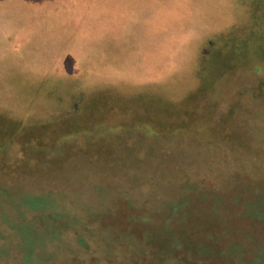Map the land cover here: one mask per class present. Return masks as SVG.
Wrapping results in <instances>:
<instances>
[{"label":"rangeland","instance_id":"obj_1","mask_svg":"<svg viewBox=\"0 0 264 264\" xmlns=\"http://www.w3.org/2000/svg\"><path fill=\"white\" fill-rule=\"evenodd\" d=\"M0 146V264H180L157 246L206 255L205 233L164 228L192 204V227L264 243L214 191L264 178V0H0Z\"/></svg>","mask_w":264,"mask_h":264},{"label":"trees","instance_id":"obj_2","mask_svg":"<svg viewBox=\"0 0 264 264\" xmlns=\"http://www.w3.org/2000/svg\"><path fill=\"white\" fill-rule=\"evenodd\" d=\"M148 122V121H147ZM102 124V129L106 128V123L105 122H101ZM144 125V131L146 134H148V136H151L150 134H156V135H169L171 136L172 133L176 134V130L177 127H171L170 125H161L158 123L155 124H148L145 121H137L136 123V129L140 128ZM93 126H89V127H82L80 129L81 132H85V131H89L90 129H92ZM180 129L182 130V132H184V134H191L193 133V135H195L196 133L201 134L203 136L202 139H206V138H218V140H224L225 142H227V144H229L227 147V149L231 148L232 150L235 151V149L237 147H235L236 145L240 146V147H247L248 149H250V145L248 144L247 141H244L240 138V136L238 134H230L227 135L224 132L220 131V130H214V131H209L207 129L202 130L200 127L192 129V127H182L180 126ZM179 129V130H180ZM178 130V131H179ZM22 131V130H21ZM20 131V132H21ZM65 131H68V129H65ZM177 131V132H178ZM48 134V136H47ZM47 134H43L45 135V137H50L52 134H57V139L55 140L56 142H64V141H69L70 138L73 139L74 136H78V132L74 129H70L68 132L69 136H65L66 134H60L54 131H51V129L49 131H47ZM59 134V135H58ZM85 134V133H84ZM93 135H98V131L95 134V132L92 133ZM41 135V136H43ZM143 136V135H142ZM218 136V137H217ZM14 136L11 135L10 139L13 138ZM39 137V136H38ZM154 137V136H152ZM163 137V136H162ZM165 137V136H164ZM75 138V137H74ZM39 139V138H38ZM233 139H235L233 141ZM74 141H76L75 139H73ZM88 140V138H87ZM9 144L6 143L5 145L7 146ZM5 147V146H4ZM1 148H3L2 146H0V152H1ZM253 150V149H252ZM235 178L237 177L239 179H244L243 184H239L237 181H235L234 184V188L233 187H229V185H225L222 189L221 188H216L214 191H218L220 195H223L224 193L230 194L229 196H231L230 198L233 199V201L236 204H239V202H241V204L237 205L235 208L232 207V211L233 209L235 211H240L247 217H251L254 220H258L259 222H263L264 223V207L262 209H259L258 206L260 205V203L264 202V178L260 179H254V178H241L239 176L236 175L235 173ZM245 181V182H244ZM257 181L258 182V192L254 191L255 189L252 190V188L249 187V183ZM221 187V186H220ZM230 189L229 191H227L226 189ZM232 188V189H231ZM239 190V192H235ZM242 191H244L247 195L246 196H241ZM202 192V191H200ZM221 192V193H220ZM198 194V193H196ZM217 195L215 196V198H213L214 200V212L215 215L218 214L219 212H221L222 207L225 208L226 205V209L225 210H230L231 208V204L229 205L227 200H224V202L221 203V196ZM227 196V197H229ZM258 199V202H256ZM197 201V199H196ZM227 201V202H225ZM234 202H230V203H234ZM194 203V202H193ZM234 203V204H235ZM196 204V202H195ZM195 205L192 204V206H190L189 208H187V210H185V212L183 213V215L179 216L178 218H171V214L165 215V222L164 223V228L165 231H169L170 228L174 227V228H178L179 229V233H181L182 235H184V238L187 239H191V231L194 228L196 231L201 232V233H205L204 237H203V242L199 249L200 251H204L206 252V255H197L196 252L193 250V248H188V245L185 246L184 244L183 247L181 245H175V252L174 249L172 250L171 248H168L169 245L165 244H160L158 243L160 246L157 247H161V251L164 255H166V258L169 256H177V259L179 261L180 264H264V243H260V241H258V243H254L253 247H247L251 253L250 249H253L254 252H252V255H248V250H246L247 248L244 246L245 241H238V240H234L233 243H229L228 244V237H221V235H227L229 232L233 231V228L230 227V225H228L226 222L224 224V226L221 227L220 229V224L217 223V225L214 228H210L209 226H205V223H202L200 226L197 227H192L191 225H189L188 223V213H189V209H193ZM197 209V207H196ZM174 219V220H173ZM175 221V224L172 226L170 224H172V222ZM171 228V230H173ZM252 228V226H251ZM170 230V231H171ZM161 233L158 234V237L160 236ZM158 239V238H157ZM183 241V239L181 240ZM183 243V242H181ZM156 246V245H155ZM144 253H147L148 256H154V258L156 259L157 257V253L159 254V252L157 251L156 248H152L148 245H146L145 247L143 246L142 248ZM163 251H168L169 253H165Z\"/></svg>","mask_w":264,"mask_h":264}]
</instances>
